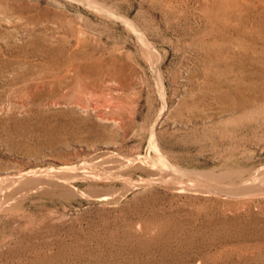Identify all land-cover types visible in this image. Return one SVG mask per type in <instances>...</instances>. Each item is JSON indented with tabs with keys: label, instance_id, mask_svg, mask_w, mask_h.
Listing matches in <instances>:
<instances>
[{
	"label": "rangeland",
	"instance_id": "374dc122",
	"mask_svg": "<svg viewBox=\"0 0 264 264\" xmlns=\"http://www.w3.org/2000/svg\"><path fill=\"white\" fill-rule=\"evenodd\" d=\"M263 167L264 0H0V264H264Z\"/></svg>",
	"mask_w": 264,
	"mask_h": 264
},
{
	"label": "bare ground",
	"instance_id": "6f19581e",
	"mask_svg": "<svg viewBox=\"0 0 264 264\" xmlns=\"http://www.w3.org/2000/svg\"><path fill=\"white\" fill-rule=\"evenodd\" d=\"M125 20H126V19H125ZM126 22H127V20H126ZM129 22H130V21H129ZM263 168H264V167H263ZM72 169H74V168H72ZM260 169H261V168H260ZM61 171H63V172H70L71 170L61 169ZM214 173H215V172H214ZM214 173H213V174H214ZM218 174H219V173H218ZM221 174H222V173H221ZM223 174H224V173H223ZM226 174H227V173H226ZM230 174H231V173H230ZM26 175H27V174H26ZM215 175H216V174H215ZM257 175H259V174H257ZM22 176L25 178V179L22 178V179H24V180H27V181H33V180H34V179L32 180V179H29V178L25 177V175H22ZM209 176H210V175H209ZM212 176H213V175H212ZM221 176H223V175H221ZM229 176H230V175H229ZM231 176H233V175H231ZM231 176H230V177H231ZM207 177H208V176H207ZM223 177H224V176H223ZM226 177H227V176H226ZM263 177H264V176H263ZM208 178H210V177H208ZM211 178H212V177H211ZM218 178H219V177H218ZM224 178H225V177H224ZM227 178H228V177H227ZM227 178H226V179H227ZM22 179H19V180L16 179V180H15L14 178H10V179L8 178V182H12V183H13V182L20 181V180L22 181ZM213 179H214V178H213ZM215 179H217V178L215 177ZM219 180L221 181V179H219ZM219 180H218V181H219ZM223 180H224V179H223ZM213 181H214V180H213ZM218 181H217V183H218ZM258 181H259V180H258ZM260 181H261V180H260ZM260 181H259V183H260ZM221 182H222V181H221ZM263 182H264V180H263ZM16 183H17V182H16ZM16 183H15V184H16ZM253 183H254V182H253ZM259 183H258V184H259ZM30 184H31V183H30ZM220 184H221V183H220ZM258 184H257V185H258ZM7 185H8V184H7ZM260 185H261V183H260ZM15 187H16V186H15ZM18 187H19V186H18ZM6 188H7V187H6ZM261 188H262V187H261ZM234 189H235V188H234ZM237 189H239V188H237ZM239 190H240V189H239ZM17 191H18V190H17ZM260 191H261V190H260ZM260 191H258V192H260ZM237 192H238V190H237ZM260 193H264V192H260ZM263 195H264V194H263ZM256 196H257V195H256ZM0 202H1V201H0Z\"/></svg>",
	"mask_w": 264,
	"mask_h": 264
}]
</instances>
